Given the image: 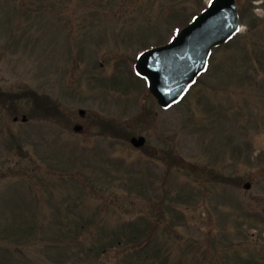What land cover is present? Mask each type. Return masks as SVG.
<instances>
[{
  "label": "rangeland",
  "instance_id": "obj_1",
  "mask_svg": "<svg viewBox=\"0 0 264 264\" xmlns=\"http://www.w3.org/2000/svg\"><path fill=\"white\" fill-rule=\"evenodd\" d=\"M209 1L0 0V264H264V0L170 109L133 69Z\"/></svg>",
  "mask_w": 264,
  "mask_h": 264
},
{
  "label": "water",
  "instance_id": "obj_2",
  "mask_svg": "<svg viewBox=\"0 0 264 264\" xmlns=\"http://www.w3.org/2000/svg\"><path fill=\"white\" fill-rule=\"evenodd\" d=\"M238 30L235 0H213L209 8L170 44L139 56L135 69L148 81V87L159 105L167 109L205 70L212 47L227 41ZM84 113L80 110L81 115ZM81 128L77 126L75 130ZM145 141L144 137L133 138L132 144L142 147Z\"/></svg>",
  "mask_w": 264,
  "mask_h": 264
}]
</instances>
